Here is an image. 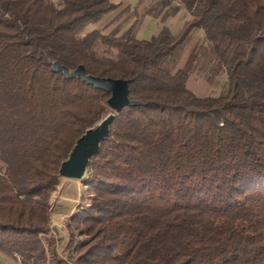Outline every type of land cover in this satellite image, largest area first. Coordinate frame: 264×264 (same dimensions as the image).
<instances>
[{
	"label": "trees",
	"instance_id": "16d2710c",
	"mask_svg": "<svg viewBox=\"0 0 264 264\" xmlns=\"http://www.w3.org/2000/svg\"><path fill=\"white\" fill-rule=\"evenodd\" d=\"M182 1L192 18L178 34L140 39L133 26L85 32L112 0H0V251L22 264H264V0ZM196 29L227 73L219 95L196 94L178 67ZM56 63L129 79L142 102L116 113L88 165L67 257L49 235L59 169L114 110L111 92Z\"/></svg>",
	"mask_w": 264,
	"mask_h": 264
},
{
	"label": "rangeland",
	"instance_id": "374dc122",
	"mask_svg": "<svg viewBox=\"0 0 264 264\" xmlns=\"http://www.w3.org/2000/svg\"><path fill=\"white\" fill-rule=\"evenodd\" d=\"M120 3L119 7L107 14L101 21L91 23L85 32L99 29L103 33L120 35L131 26L140 39H151L164 26L169 27L174 34H178L184 23L192 18L182 0H170L167 5H162V0H112ZM179 10L175 12L174 7ZM206 52L208 57L201 55ZM211 44L205 40L202 29L193 31L191 38L181 50L178 67L192 68L188 81L189 87L199 96L219 95L228 82L227 73L215 72L211 69L213 64ZM196 57V63L193 59ZM84 179H70L62 177V181L51 195V210L54 222L49 235L57 241V250L67 257L65 246L68 239L66 223L70 216L77 212L79 206L87 205L90 201L89 191L83 182ZM82 236H79L81 238Z\"/></svg>",
	"mask_w": 264,
	"mask_h": 264
},
{
	"label": "water",
	"instance_id": "95a60500",
	"mask_svg": "<svg viewBox=\"0 0 264 264\" xmlns=\"http://www.w3.org/2000/svg\"><path fill=\"white\" fill-rule=\"evenodd\" d=\"M54 71H63L68 78L80 77L99 89L111 92L108 105L114 110L101 119L96 125L88 128L76 141L69 157L60 166V177L84 179L91 159L99 153L101 143L109 136L110 126L116 113L127 106L140 105L142 102L131 100L129 97L131 80L123 78L100 77L87 74L84 65L75 70L58 63L53 65Z\"/></svg>",
	"mask_w": 264,
	"mask_h": 264
},
{
	"label": "crops",
	"instance_id": "0c3cea01",
	"mask_svg": "<svg viewBox=\"0 0 264 264\" xmlns=\"http://www.w3.org/2000/svg\"><path fill=\"white\" fill-rule=\"evenodd\" d=\"M52 221L53 223H55L54 216L52 217ZM0 264H22V263L19 258H16L15 256H12V255H9L7 253L0 251Z\"/></svg>",
	"mask_w": 264,
	"mask_h": 264
}]
</instances>
